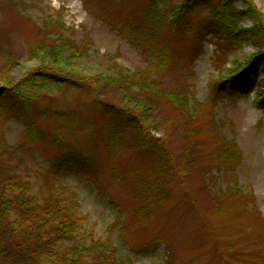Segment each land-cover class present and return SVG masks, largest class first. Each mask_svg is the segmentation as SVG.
<instances>
[{
	"label": "rangeland",
	"instance_id": "374dc122",
	"mask_svg": "<svg viewBox=\"0 0 264 264\" xmlns=\"http://www.w3.org/2000/svg\"><path fill=\"white\" fill-rule=\"evenodd\" d=\"M178 1L0 0V86L12 88L0 98V161L38 188L60 156L87 159L89 167L70 163L58 179L77 195L86 220L80 232L88 241L112 239L122 264H264V109L254 104L255 86L238 97L210 86L255 50L243 44L221 53L200 28L212 14L205 6L183 16L184 31L165 23L153 36L154 14ZM252 1L264 23V0ZM43 21L81 46L83 58L65 68L75 78L121 66L185 95L183 109L155 101L148 119L172 149L177 175L159 184L157 162L135 145V131L95 107L91 90L36 85L32 51L46 43ZM101 90L120 104L114 87Z\"/></svg>",
	"mask_w": 264,
	"mask_h": 264
},
{
	"label": "trees",
	"instance_id": "16d2710c",
	"mask_svg": "<svg viewBox=\"0 0 264 264\" xmlns=\"http://www.w3.org/2000/svg\"><path fill=\"white\" fill-rule=\"evenodd\" d=\"M235 3L241 6H235ZM196 6H205L212 11L210 17L203 19L200 28L204 34L216 39L221 53L235 51L243 44H249L255 50L245 62H237L228 69L229 78L219 75L212 81L211 89L238 97L255 86L257 97L254 104L264 109V23L252 0H220L215 5H211L209 0H180L172 8L155 12L152 35H157L165 23L173 30L184 31L182 18ZM245 19L250 25L240 26ZM56 26L49 21L41 23L46 43L35 46L32 51L33 57L39 61V66L31 73L36 85L41 81H51L81 91L85 88L91 90L95 94V107L116 116L120 124L135 131V145L157 162L159 184L168 176L177 175L172 149L164 138L151 133L156 130V122L148 119L155 112V101L164 100L177 109H183L188 106L185 95L159 90L148 73H141L144 77L136 78V74H130L121 66H116L111 75L75 78L65 68L82 59L84 52L73 38L60 32L63 27ZM109 87L122 94L120 104H112L102 97L101 88ZM1 89L4 92L0 93V98H9L12 88L0 86ZM128 107L138 110L140 116L130 113ZM70 163L89 167L88 160L79 154L62 155L51 165L48 178L37 188L31 179L20 174L16 166L0 161V261L7 264H122L112 239L93 238L88 241L85 232H80L86 220L79 211L77 195L62 186L58 179L62 178L65 167H71ZM147 249H152V246Z\"/></svg>",
	"mask_w": 264,
	"mask_h": 264
},
{
	"label": "bare ground",
	"instance_id": "6f19581e",
	"mask_svg": "<svg viewBox=\"0 0 264 264\" xmlns=\"http://www.w3.org/2000/svg\"><path fill=\"white\" fill-rule=\"evenodd\" d=\"M260 185L262 186V188L264 189V178L262 177V179H260Z\"/></svg>",
	"mask_w": 264,
	"mask_h": 264
}]
</instances>
